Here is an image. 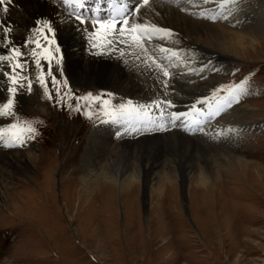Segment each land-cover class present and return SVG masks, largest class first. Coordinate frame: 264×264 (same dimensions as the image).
Listing matches in <instances>:
<instances>
[{
	"label": "rangeland",
	"instance_id": "1",
	"mask_svg": "<svg viewBox=\"0 0 264 264\" xmlns=\"http://www.w3.org/2000/svg\"><path fill=\"white\" fill-rule=\"evenodd\" d=\"M150 1L138 10L141 11L143 23L161 24L160 20L165 17L161 11L168 6L193 21L218 23L244 34L249 30L255 33L253 46L246 44L238 55H208L201 49L191 51L189 48L177 50L176 57L170 60L175 66L170 71H177L172 79H182L183 89L193 95H211L218 87L228 89L243 82L246 95L238 105L225 109L221 117L216 119L222 126H230L229 133H222L219 135L221 138L215 139L212 136L214 128L205 126L202 135L191 136L207 148L238 156L264 169V0H227L224 5L221 4L222 0H192L188 2L189 5L179 2L180 6L161 0ZM194 1L202 6H192ZM214 5L219 12L213 17L219 21L213 19L211 22L209 19L212 16L206 18L200 15L201 12L192 14L190 11L196 7L198 9L195 10L203 12L206 9L211 14ZM226 5L230 11L234 8L235 13L227 11L222 14ZM253 15H262V18L257 19ZM241 17H245V21ZM33 35L30 32L22 39L19 46L22 52L30 53L32 45L25 46L23 41ZM49 51L54 53L52 47ZM194 53L200 55L204 63L201 67L195 68V63L191 67L188 64L190 62L186 61ZM54 55L60 58L59 65L56 59L41 60V64L49 91L55 96V89L60 90L63 110L55 107L44 95L43 88L36 83L39 73L29 55L24 57L30 63L28 71L23 74L32 80V91L28 93L25 84L13 108L16 115L0 116V128L17 122L21 126L31 124L37 129L36 138L26 142L23 148H6L0 143L1 153L34 151L37 156L34 165L26 164L29 173L12 177L0 195V264H101L102 261L99 263L94 259V253L102 256L107 264H264V176L253 173L252 168L247 178H243V175L236 174V170L228 173V167L222 166V185L181 188L177 182L165 187L162 196L153 197V200L140 185L138 191L126 200L127 203L117 195L114 212L102 207L100 194H97L89 204L81 206L83 210L76 211L79 190L76 177L79 173L76 172L72 177L69 172L80 165L88 148L90 132L106 118L98 111L102 100H79L80 108L91 112L89 119L82 112L73 110L77 98L91 92L94 96L101 95L102 99H108L109 107L130 98L111 89L76 85L66 71L63 57L60 53ZM177 59L179 61L175 63ZM49 63L51 75L57 79L55 86L48 75ZM3 73L0 70V75L4 76ZM65 80L67 89L63 87ZM150 84L152 90L149 87L145 97L131 98L134 107L150 104L157 94L161 95L160 98H166L160 88H155L153 82ZM7 85L6 79L3 87L5 91ZM172 87L176 86L173 84ZM108 93L112 95L108 96ZM224 94L226 92L218 95ZM8 96L6 92L0 99V105L6 102ZM30 97L43 105L44 111L27 106L25 100ZM167 97L186 99V96H180L179 92L173 90ZM193 104L190 100L184 103V107L191 108ZM185 111L191 113L192 109ZM176 130L180 131L170 129L168 132ZM12 134H5L3 139L7 140ZM142 135H124L122 138L134 140ZM158 135H163V131L151 134ZM66 160L70 168L66 167L67 170L62 172ZM46 166L48 169L44 176ZM17 179H23L24 182H18ZM90 207L92 211H89ZM83 219H87L85 223ZM104 221L109 222L105 225Z\"/></svg>",
	"mask_w": 264,
	"mask_h": 264
},
{
	"label": "bare ground",
	"instance_id": "2",
	"mask_svg": "<svg viewBox=\"0 0 264 264\" xmlns=\"http://www.w3.org/2000/svg\"><path fill=\"white\" fill-rule=\"evenodd\" d=\"M161 1H171L172 5L174 1L181 2L182 5H189L188 2L192 0ZM222 1L221 4L223 5L227 3V0ZM197 4L199 2H195L192 6H196ZM175 5L180 6V4ZM167 7L163 8V12L161 11L165 17H163V20H160L161 24L159 22L158 26L172 29V36L167 39H161L159 36H156L153 37L151 42L147 43L148 56H151L157 63L161 64L162 68H167L170 73V77L167 78L169 81L167 90H165L163 85L162 72H158L155 69V65L152 66L151 62L147 60V57L144 56L140 49L129 48L127 45L114 44L113 47L117 50L108 51L98 40V47L95 50H91L90 34L93 27L84 24L83 27L89 31H80L78 22L66 15L65 10L61 7L60 0H13L7 13L0 10V25L11 26L9 33L10 39L17 46H20L22 39L29 35L30 32L33 33L31 29L34 28L36 19H48L56 30L54 35L61 49L60 55L65 61L66 71H68V75L76 85L87 88L111 89L128 95L130 99L132 97L136 99L145 97L146 90L149 87L152 90L150 83L153 82L154 87L160 88L161 93H163L162 95H165L166 98H168L167 94L170 90H173L175 93L179 92L180 96H186V99L181 98L180 100L174 97L168 98L172 102V107L170 109L166 108V112H184L190 117L192 114L185 110L192 109V107L190 108L186 105L184 107V103L192 100L195 104L196 100L210 95L206 93L193 95L188 90L183 89V84L180 82L182 79H179V81L172 79L173 76L177 75V71H170V69H174L175 67L170 63L171 58L176 57V54L173 55V53L177 50L189 48L191 51L193 49H201L208 55L219 56L220 53L238 55L241 50L243 51L246 44L253 46V34L255 33L249 30V32L244 34L223 27L218 23L193 21L180 14L177 9H169ZM212 8L213 11H211V14H208L209 17L219 12L218 7L216 8L215 5ZM195 9L198 8L194 7L190 9L193 12L192 14L199 12V10ZM203 11H206V9H203ZM227 11L230 14L235 13L234 8H231L230 11V7L226 5V9L222 14ZM140 12L136 13L138 17L137 22L143 23ZM208 15L207 18H209ZM203 16L205 17V14ZM212 17L209 19L211 22H213ZM261 18L262 15L257 17V19ZM241 20L245 21V17H241ZM214 21L219 20L217 18ZM3 35V29L0 27V37ZM162 42H165V44L163 45ZM196 42H200L198 44L201 46ZM161 47L168 49V51H159ZM155 49L158 53L154 51ZM4 54L5 45L0 40V55ZM191 56V59L186 58V61L190 62L188 64L191 67H194L192 65L194 63L196 64L195 68L201 67L204 64L201 61L200 55L194 53ZM178 61L179 59L175 63ZM7 67V61H0L1 71L4 72L8 69ZM192 69L194 70V68ZM6 79L5 76L0 75V99L7 92L3 88L5 87ZM173 84L177 88H173ZM157 95L153 100H163V98H160L161 95ZM25 104L32 106L34 109L44 111V106L34 98L30 97L26 99ZM196 107L199 108L201 106L197 104ZM151 114L153 117L156 114L159 116V112L157 111H152ZM111 123L113 124L111 125ZM180 123L183 124L184 121L181 120ZM127 126L126 123L124 125L123 121L117 123L108 120L106 117L100 125L90 132L88 136V148L84 153L80 165L74 168L75 171L72 169L69 172V175H72V177L76 175V172L79 173L76 177L79 188L77 191V204L75 205L76 211L79 209L83 210L81 206H85L87 203L89 204L97 194H100L99 198L103 202L102 207L107 210H113L114 212L117 195H119L120 200L124 198V202L127 203L126 200H129V197L138 191L140 185L143 192H148L150 200L161 197V193L165 187L177 184V182L180 183L181 188L185 186L186 188L191 186L204 188L216 187L220 184L222 185L223 182L220 171L222 166L228 167V173L236 170V174L239 176L243 175V178H247L246 175L250 174L249 171L251 168L253 169V173L260 177L261 175L264 176L263 167L244 161L240 157L230 155L227 152L207 148L197 138L191 136L198 135L199 133H186L182 127H177L173 129L180 131L176 130L175 132L169 133V129H167L163 131V135L158 136H151L153 134L152 132L151 134L144 132L141 133L144 134L142 135L143 137L134 140L123 139V134L120 137L115 135L117 131H122ZM210 126L214 128L212 136L215 139L221 138L219 135H222V133H229L230 131V126H222L219 124V120L211 123ZM210 126L208 125L206 127ZM36 157L34 151L0 152V195L3 193L2 190L5 185L11 182L10 179L12 177L29 173L26 164L34 165ZM67 163L68 160H66V164H63L62 172L70 168ZM48 166L44 167V176L47 174L46 170ZM17 180L18 182L21 181V183L24 182L22 181L23 179ZM89 211H92L91 207ZM107 222L109 221H104L103 223L106 225ZM89 223L91 225L90 221ZM94 254V259L97 262L102 261V263H99L107 264V261L104 258L102 259V256L97 255V253Z\"/></svg>",
	"mask_w": 264,
	"mask_h": 264
},
{
	"label": "snow or ice",
	"instance_id": "3",
	"mask_svg": "<svg viewBox=\"0 0 264 264\" xmlns=\"http://www.w3.org/2000/svg\"><path fill=\"white\" fill-rule=\"evenodd\" d=\"M13 0H0V10L7 13L9 6ZM86 0H63L65 5H73V7L85 6ZM148 4V0H137V2L131 6H127L125 0H118V7L112 9L107 16L93 15L90 18H86L82 14L77 13L74 19L80 26L79 30L88 32L89 30L84 28L86 19L91 20L93 29L91 31L90 49L95 50L98 47L97 41L99 40L108 51H115L114 44L127 45L129 48L140 49V51L147 57V60L155 65V69L158 72H162L163 85L167 90L170 75L167 68H162L161 64L157 63L151 56H148L147 43L153 40V37L159 36L161 39H167L172 36L173 30L167 27H160L156 24H147L137 22L138 17L136 15L137 10L142 9L143 6ZM204 15V13H200ZM215 19V17H212ZM3 29L4 35L0 37L5 45V54L0 55V61H7L8 69L4 71L3 75L8 80L7 92L9 96L2 105H0V116L13 117L16 113L13 111L16 98L21 90L25 89L27 85V92L32 91V80L28 75L23 73L28 71L30 61L24 59L29 56L31 62L39 73L36 77V83H38L44 90V95L48 100L52 102L55 107H59L63 110L64 105L60 100V90L56 88V95L53 96L49 91L48 82L44 77V68L41 64V60L51 61L56 59L57 65L60 64V58L56 57L54 53H60L61 49L57 44L56 37L54 35L55 28L48 19L38 18L35 21V26L31 31L34 33L32 38H26L23 43L25 46L31 44L32 48L30 53L21 51V47L17 46L10 39V25H0ZM106 42V43H105ZM10 45V46H9ZM49 46L54 48V53L49 51ZM161 52H167L168 49L161 47ZM175 55V53H173ZM51 65L48 66V75L51 76L52 85L57 84L55 76L51 75ZM243 82L238 83L228 89H224L223 86L214 89L210 96H205L202 99L196 101L192 105V111L194 115H198L200 118L192 120L187 116V113L170 111L166 112L165 109L172 107V102L168 99L161 101L153 100L150 104L140 105L138 107L133 106V101L128 99L126 102H121L116 106L109 107L110 101L108 99H102L101 95H93L91 92L87 93L83 97L77 98L76 106L73 110L78 113H83L91 119V112L85 111L80 108L79 100L96 101L100 103L99 114L103 117H107L108 120L120 123L124 122L128 125L122 131H117L115 135L120 137L123 135H137L143 130L144 132L165 131L169 127L177 128L182 127L185 132L193 133L196 131H203V123L216 118L221 117L225 109H231L232 106L238 105L241 98L246 95V89L242 86ZM63 87L67 89V80L64 81ZM226 92L224 95H218L219 93ZM111 96L112 93H108ZM213 101L215 103H213ZM199 104L201 107L197 108ZM207 105V108L204 107ZM159 112L158 117H153L151 112ZM181 120L184 121L181 124ZM106 122V121H105ZM9 132L13 134L8 136L7 140L3 139V136ZM26 134V135H25ZM37 135V129L32 127L31 124L27 126H21L17 122H13L7 125L5 128H0V143H3L4 147H18L23 148L29 140H34Z\"/></svg>",
	"mask_w": 264,
	"mask_h": 264
}]
</instances>
